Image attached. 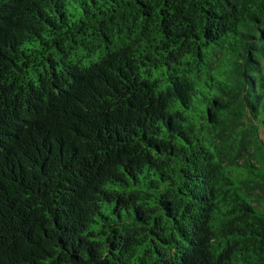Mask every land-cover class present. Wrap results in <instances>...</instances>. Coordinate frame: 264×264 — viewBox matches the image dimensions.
<instances>
[{
	"label": "trees",
	"instance_id": "1",
	"mask_svg": "<svg viewBox=\"0 0 264 264\" xmlns=\"http://www.w3.org/2000/svg\"><path fill=\"white\" fill-rule=\"evenodd\" d=\"M0 264H264V0H0Z\"/></svg>",
	"mask_w": 264,
	"mask_h": 264
}]
</instances>
